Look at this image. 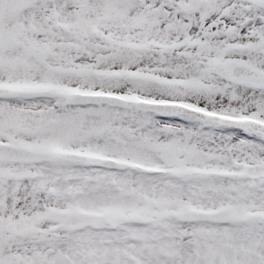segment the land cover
<instances>
[{
  "label": "snow or ice",
  "instance_id": "1",
  "mask_svg": "<svg viewBox=\"0 0 264 264\" xmlns=\"http://www.w3.org/2000/svg\"><path fill=\"white\" fill-rule=\"evenodd\" d=\"M0 264H264V0H0Z\"/></svg>",
  "mask_w": 264,
  "mask_h": 264
}]
</instances>
